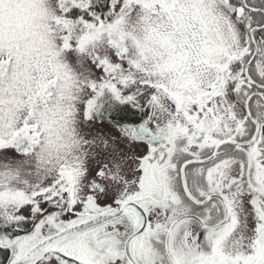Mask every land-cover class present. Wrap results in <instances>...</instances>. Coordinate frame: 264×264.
I'll list each match as a JSON object with an SVG mask.
<instances>
[{
  "label": "snow or ice",
  "instance_id": "obj_1",
  "mask_svg": "<svg viewBox=\"0 0 264 264\" xmlns=\"http://www.w3.org/2000/svg\"><path fill=\"white\" fill-rule=\"evenodd\" d=\"M0 264H264V0H0Z\"/></svg>",
  "mask_w": 264,
  "mask_h": 264
}]
</instances>
